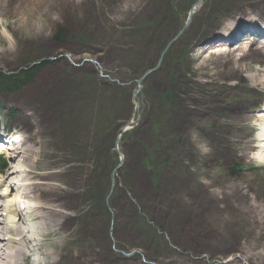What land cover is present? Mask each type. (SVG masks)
<instances>
[{
  "label": "rangeland",
  "instance_id": "obj_1",
  "mask_svg": "<svg viewBox=\"0 0 264 264\" xmlns=\"http://www.w3.org/2000/svg\"><path fill=\"white\" fill-rule=\"evenodd\" d=\"M197 2L0 0V72L38 66L0 95L32 148L0 171L41 210L21 264H264V0H201L179 33Z\"/></svg>",
  "mask_w": 264,
  "mask_h": 264
},
{
  "label": "bare ground",
  "instance_id": "obj_2",
  "mask_svg": "<svg viewBox=\"0 0 264 264\" xmlns=\"http://www.w3.org/2000/svg\"><path fill=\"white\" fill-rule=\"evenodd\" d=\"M3 4H4V1H3ZM249 15L252 16L253 14H249ZM236 30H237V28L231 29L227 25H225L223 27V31H225V32L229 31V33H232V34ZM256 36L259 37V38H257ZM255 39H258V40L262 41V44H264V35H261V34H255V37H252L250 35L246 36V38H245V40L243 42H247L245 44L252 45V44H254V42L248 41V40H255ZM225 45L228 48L232 47V45H229V44H225ZM259 45H261V44H259ZM236 48H242V47L237 46ZM261 52H260V55H261ZM263 55H264V53H263ZM254 88H255V86H254ZM255 89H257V88H255ZM258 115H259V119L262 117L261 121L263 122V125H262V128L260 129V131L257 133V139H256V143H255L254 146L259 148V149H264V110L261 113H259ZM13 138H14V141H16L17 139H18V141L21 140V138H19L18 136H13ZM0 139L1 140H5V136H3L1 133H0ZM1 142L2 141H0V154L7 155V157L10 159V161H12L14 159V157H19L21 155L23 163H21L19 161V159H18L19 164H24V155H25L26 152H32L31 146L21 145L20 147L17 148V147L14 146V144H10L9 146L4 148L1 145L2 144ZM15 148H16V150H15ZM20 148L22 149L21 154H19V149ZM9 152H11L12 154H8ZM259 154H260V152L258 153V155ZM263 158L264 157H260L259 161H262ZM13 162H14V160H13ZM13 162H11V165L7 162L5 164V167H9V165H10L9 168L12 169V171H11L12 174H14V173L18 174V171H17L18 169H19V172H22V168L21 167L18 168L15 165V162H14V164H12ZM259 163L262 164L263 162H259ZM14 165L16 166L15 168H14ZM23 169H25L24 166H23ZM25 170H26L25 174L27 175V177L30 176V175H33V174H31L33 172H31V171L28 172L27 169H25ZM5 171H3V175L2 174L0 175V177L1 178L3 177L2 179L4 180V181L2 180V186H4V188H0V199H2V201H0V264H20V259L25 257L26 255H29L28 250L11 249V243L14 241V239L10 236L13 233L15 234V231H18L20 226H21L20 219H19V215H20L19 214V209L17 207V203L19 202L18 200H19L20 197L19 196H17V197L13 196L14 198L11 197V193L10 192H11L12 188L14 187L13 185H17V183H15L13 180H10V181L7 182V185H6V180H8L9 177H10V175L8 176L7 174L10 171H7V172H5ZM34 176L35 175H33L32 177H34ZM32 183H33V181H31V182L28 181L26 184L30 185ZM17 193H19V189L17 190ZM19 195H20V193H19ZM25 205H27V204H25ZM22 212H23V209H22ZM31 213H30L31 217H28L29 219L28 218H24V224L26 223L27 228L30 231V232L27 233L28 236L22 239L23 240L22 242L24 244H21V245H24V246H26L25 244H27L29 246H31V245L32 246H36V244H39V241H36V239H35V237L33 235V232L35 231L34 228H33L34 217L32 216ZM30 240L34 243V245L30 242ZM29 250H30V248H29ZM38 250H39V247H37L35 249V251H38Z\"/></svg>",
  "mask_w": 264,
  "mask_h": 264
},
{
  "label": "trees",
  "instance_id": "obj_3",
  "mask_svg": "<svg viewBox=\"0 0 264 264\" xmlns=\"http://www.w3.org/2000/svg\"><path fill=\"white\" fill-rule=\"evenodd\" d=\"M22 1L23 0H16V2L18 4V9H21L23 7ZM262 9L264 11V6H262ZM247 13L254 14V12L251 11V10H248L245 14H247ZM228 20H230V19H228ZM57 37L58 36H55L56 39H57ZM245 51H247V50L245 49ZM216 53L224 54V53H227V52L218 50V51H215V52L213 51L209 55H214ZM242 53L244 54L243 51H242ZM37 67L38 66H35V67L28 66V67H25V68H21V69L15 71V72H13V74H3V72H0V95L4 94V93H8V92H14V90L17 91V90L21 89L25 84H27L32 79L33 74H34L35 70L37 69ZM202 72L196 71L198 76L206 77L207 74L212 72V69L208 68V67L207 68L203 67ZM213 75L214 74H212L211 77ZM195 85H199L201 87L204 86V84H202L199 81H197ZM29 154H30V152H26L25 153V155H24V163H26V161L30 160V155ZM34 177H36L37 180L33 181V183L29 185L31 188L33 186L41 183V181H40L41 180V176H36L35 175ZM53 188H56V187L53 186ZM40 213H41V210H37V209L34 210V214L36 216L40 215ZM42 214H44V215H41V217L44 219L45 217L50 216L51 212L43 211ZM46 220L48 222L49 218H47Z\"/></svg>",
  "mask_w": 264,
  "mask_h": 264
},
{
  "label": "water",
  "instance_id": "obj_4",
  "mask_svg": "<svg viewBox=\"0 0 264 264\" xmlns=\"http://www.w3.org/2000/svg\"><path fill=\"white\" fill-rule=\"evenodd\" d=\"M200 2H201V0H198L197 4H199ZM182 30H183V29H182ZM182 30H181V31H182ZM181 31H180L179 33H181ZM176 36H178V33H177ZM174 39H175V38H172V39L169 41L167 47L173 43L172 41H173ZM138 82H139V81H138Z\"/></svg>",
  "mask_w": 264,
  "mask_h": 264
}]
</instances>
